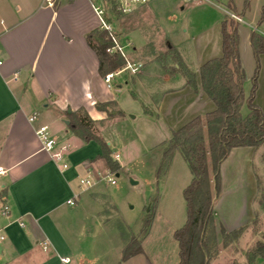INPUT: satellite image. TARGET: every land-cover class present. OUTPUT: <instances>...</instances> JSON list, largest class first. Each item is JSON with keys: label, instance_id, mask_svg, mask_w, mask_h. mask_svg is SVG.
Segmentation results:
<instances>
[{"label": "crops", "instance_id": "obj_1", "mask_svg": "<svg viewBox=\"0 0 264 264\" xmlns=\"http://www.w3.org/2000/svg\"><path fill=\"white\" fill-rule=\"evenodd\" d=\"M165 1L151 2L159 6ZM232 8L226 6L225 13L231 11L244 22L248 7L238 11L232 3ZM222 18L216 39L215 35L203 37L202 32L197 36L204 52L195 64H187L178 52L195 74V89L186 84L181 73H158L153 77L156 91L146 102L151 107L143 104L142 112L155 118L164 131L163 138L168 131L171 133L196 115L215 108L201 88L199 67L206 60L221 56ZM257 20L245 22L247 27L239 22L237 27L244 86L250 85L255 68L249 34L255 29L264 35V18L258 24ZM99 25L100 18L89 0H57L53 7H42L41 0H0V166L6 169L0 178V264H58V255H68L73 264H83L84 254L76 250L74 243L86 227L75 215L82 206H89L95 223H104V206L98 207L102 181L94 178L90 185L79 184L80 178L105 169L99 158L101 148L94 140L83 141L63 121L67 119L66 110L79 108L92 120H102L105 111L96 109L95 103L113 100L122 111L118 117L127 122L111 83L107 86L99 74L97 56L87 43V35ZM174 45L177 49L178 44ZM125 80V84L135 83ZM263 89L264 52L259 56L254 93V102L264 113V101L258 100ZM34 112L37 114L31 121L29 117ZM41 124L48 126L55 140L51 150L42 149L35 134ZM104 139L112 149V139ZM260 147H233L220 164V193L213 205L217 238L220 225L231 230L245 224L253 214L258 190L255 161ZM55 152L62 153L67 167L54 159ZM190 178L189 173L188 182ZM68 199L73 204L67 203ZM113 209L117 207L114 205ZM153 224L154 219L149 229ZM42 241L47 243L46 250ZM122 246L123 242L118 253ZM142 254L143 249L121 260L120 253L117 264H153Z\"/></svg>", "mask_w": 264, "mask_h": 264}, {"label": "rangeland", "instance_id": "obj_2", "mask_svg": "<svg viewBox=\"0 0 264 264\" xmlns=\"http://www.w3.org/2000/svg\"><path fill=\"white\" fill-rule=\"evenodd\" d=\"M227 1L167 0L159 6L149 2L110 19L111 33L115 34L117 43L124 45L125 64L135 63L138 70H122L113 75L110 82L127 122L120 119L116 107L110 105L105 118L92 120L89 127L92 133L103 139H112L114 147L110 149V157L117 160L121 170L118 176L113 173V184L102 181L98 207L104 206L103 224L95 223L89 206L81 205L82 209L75 215V219L86 227L83 236L74 243L76 250L84 254L83 264H117L121 253L117 251L118 246L123 242V248L131 237L139 241L144 231L143 221L149 215L154 224L151 229L148 227L141 240L145 253L142 257L153 264H177L178 247L173 231L186 219L182 192L190 170L181 153L175 151L166 173L157 176L162 143L169 139L170 132L163 138L164 131L159 129L154 117L143 115L142 105L151 107L146 102L156 91L155 82L152 84L156 74H182L184 62L178 52L187 64H195L201 58L204 48L197 36L202 32L203 37L215 35L216 39ZM263 2L248 0L241 26L247 27L245 22L255 23ZM232 3L238 11L243 10L244 0H232ZM226 13L229 15L231 11ZM173 43L178 44L177 49ZM125 79L135 83L125 84ZM117 84L121 87L117 88ZM244 87L247 95L249 83ZM258 100L264 101V89ZM246 111L243 104L241 112L245 114ZM260 146L259 157L255 161L258 190L253 201V214L245 224L237 227L244 228L235 239H225L218 234V251L209 264H244L246 252L256 242L264 240V143ZM114 153H118V158H114ZM105 167L102 160L101 168ZM130 179L136 183L132 184ZM114 205L117 210L113 209ZM127 221L129 225L125 224ZM234 229L225 230L230 232ZM254 264H264V258L257 257Z\"/></svg>", "mask_w": 264, "mask_h": 264}, {"label": "trees", "instance_id": "obj_3", "mask_svg": "<svg viewBox=\"0 0 264 264\" xmlns=\"http://www.w3.org/2000/svg\"><path fill=\"white\" fill-rule=\"evenodd\" d=\"M227 8L233 10L231 0ZM244 8L248 0H244ZM264 18V2L260 7L257 24ZM239 22L224 14L220 22L221 56L203 62L199 67L200 85L204 93L215 105L213 110L196 115L176 129L171 130L168 140L162 143L160 165L157 176L164 174L175 151L184 158L191 178L184 187L182 195L186 205V219L177 228L173 237L178 246L177 264H209L218 251L217 232L214 221L213 205L220 193L221 162L233 147H258L264 143V113L254 102L259 72V56L264 52V35L251 30L249 42L255 59V68L250 79L248 94L244 92V71L241 67L238 51ZM87 43L94 51L98 60V72L101 76L115 72L125 65V58L119 52L106 53L104 48L113 44L112 34L97 28L87 35ZM169 48H173L169 45ZM178 66H180L178 64ZM182 74L186 84L195 89V74L182 63ZM246 105L245 114L241 112ZM115 102H96L98 110L108 112L109 106ZM117 116L122 111L116 108ZM68 119L69 129L83 141L94 140L101 148V158L105 169L119 173L121 166L110 157V148L105 140L89 130L93 122L87 113L79 108L64 112ZM208 159L210 171L208 170ZM152 216L143 221V234L138 241L131 237L121 250V260L142 252L141 240L147 234ZM243 226L227 232L220 225L219 233L225 239H235L243 231ZM257 257L264 258V240L255 243L246 252L244 264H254Z\"/></svg>", "mask_w": 264, "mask_h": 264}, {"label": "built area", "instance_id": "obj_4", "mask_svg": "<svg viewBox=\"0 0 264 264\" xmlns=\"http://www.w3.org/2000/svg\"><path fill=\"white\" fill-rule=\"evenodd\" d=\"M57 0H41L42 7H53ZM71 1V0H69ZM153 0H89L90 6L97 13L100 18V28L106 29L111 33V18L115 17L117 14H125L132 10V8L136 5H144ZM229 16L235 19L238 22H241L242 19L235 13H229ZM112 34L113 44L110 46H106L104 48L106 53L119 52L121 55L123 54L124 45H120L115 40V34ZM122 70H129L130 72H135L138 70V65L135 63H126L121 69L118 71L107 73L103 76V80L106 82L107 86H110L111 79L113 75L119 73ZM36 112L32 113L29 117V120H34L36 117ZM35 134L40 140L41 148L44 150H51L55 145V140L51 136L48 126L46 124H41L35 129ZM54 159L62 163V167H67V164L63 162V155L61 152H55L53 154ZM118 157V153H114V158ZM6 169L3 166H0V178L3 174H5ZM114 172H111L107 169L104 170H96L94 175H87L86 177H82L79 179V184L81 186H87L94 182V178H97L100 181H104L106 183L113 184L115 182ZM67 203L73 204V201L68 199ZM6 207H4V211ZM23 222L19 221V225L23 226ZM3 239V235H0V240ZM43 250L47 249V243L42 241L41 243ZM58 264H73L70 256L68 255H58Z\"/></svg>", "mask_w": 264, "mask_h": 264}, {"label": "water", "instance_id": "obj_5", "mask_svg": "<svg viewBox=\"0 0 264 264\" xmlns=\"http://www.w3.org/2000/svg\"><path fill=\"white\" fill-rule=\"evenodd\" d=\"M63 121H64L66 124L68 123V120H67V119H64ZM116 176H117V173H116ZM130 182H131L132 184L136 183V181L133 180V179H130ZM263 239H264V234H263Z\"/></svg>", "mask_w": 264, "mask_h": 264}]
</instances>
